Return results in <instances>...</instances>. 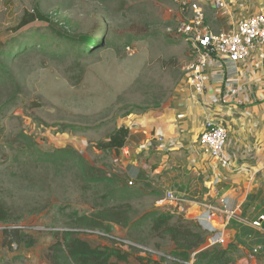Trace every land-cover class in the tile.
<instances>
[{"label": "rangeland", "instance_id": "374dc122", "mask_svg": "<svg viewBox=\"0 0 264 264\" xmlns=\"http://www.w3.org/2000/svg\"><path fill=\"white\" fill-rule=\"evenodd\" d=\"M213 2L203 6L205 22L214 32L227 30ZM232 3L229 9L242 8L240 0ZM35 7L49 21L21 26ZM190 18L175 0H0V204L8 225L37 239L30 248L7 250L0 224V264H48L54 240L46 230L89 228L103 209L123 210L131 220L112 226L113 239L145 250L128 249L126 264H139L137 257L173 264V244L155 238L148 220L135 221L164 198L150 185L161 155L143 147L174 119L177 91L195 60L179 31ZM79 160L92 166L93 178L112 180L86 182ZM135 167L140 173L131 177ZM79 237L110 245L99 235ZM238 256L257 264L252 249Z\"/></svg>", "mask_w": 264, "mask_h": 264}, {"label": "crops", "instance_id": "0c3cea01", "mask_svg": "<svg viewBox=\"0 0 264 264\" xmlns=\"http://www.w3.org/2000/svg\"><path fill=\"white\" fill-rule=\"evenodd\" d=\"M199 1L204 7L208 4V0ZM251 1L240 0L242 8L235 12L229 9L235 6L232 0H214L211 9L224 11L218 24L226 19L228 29L214 32L206 23V15L205 23L214 33L234 32L240 21L264 5V0ZM237 69L239 81L236 80L243 91L228 101L221 96L227 76L220 69H208L202 95L187 88L185 80L177 91L172 123L146 137L143 150L152 156L161 155L150 171L154 195L164 194L163 199H158L159 209L173 205L175 210L167 211L195 220L210 234L208 246L213 238L222 245L235 243L239 252L252 249L257 256L255 262L264 264V220L259 227L252 226L264 216V46L257 45ZM206 122L228 130L227 168L215 163L198 144ZM139 173L135 167L129 175L137 177ZM146 179L145 183H149ZM168 192L177 200H168ZM206 206L213 207V211L209 213ZM242 260L243 256L237 263L246 264Z\"/></svg>", "mask_w": 264, "mask_h": 264}, {"label": "trees", "instance_id": "16d2710c", "mask_svg": "<svg viewBox=\"0 0 264 264\" xmlns=\"http://www.w3.org/2000/svg\"><path fill=\"white\" fill-rule=\"evenodd\" d=\"M33 21L48 22L49 20L41 14L38 7H35L32 13L24 14L20 25L24 26ZM90 40L92 38L89 39V42ZM120 133L126 135L124 130ZM127 135L126 141L130 137L128 133ZM77 163L88 183L96 184L112 180H108L104 176L93 178L92 166L83 160H79ZM147 220L150 222V231L155 238L168 239L173 244L169 255L173 264H234L239 258L238 244L229 243L226 247L222 244L208 246L209 233L193 219L184 218L181 215L176 216L162 209H152L135 221V224ZM9 221L6 209L0 204V224L3 226L1 238L2 246L5 249L11 250L14 245L17 247L23 245L26 248L35 245L36 238L26 233L22 228L8 225ZM130 221L123 210L103 209L98 210L94 214L92 222L86 224L85 227L89 228L74 232L46 230V233L54 240V244L47 251L48 264H126L131 257V252L116 246L115 239L108 237L111 236L113 225L127 227L131 223ZM87 231L103 233L106 237H99L107 239L110 245L93 246L87 240L79 237V235L92 236ZM162 260L165 258L156 261L148 257H137L139 264H163Z\"/></svg>", "mask_w": 264, "mask_h": 264}, {"label": "built area", "instance_id": "2783aa9c", "mask_svg": "<svg viewBox=\"0 0 264 264\" xmlns=\"http://www.w3.org/2000/svg\"><path fill=\"white\" fill-rule=\"evenodd\" d=\"M175 2L182 10L187 8L191 14V18L186 19L179 28L181 34L190 42L195 55V60L187 67L184 85L191 88L195 94L202 95L206 87L205 74L208 69H220L227 76L222 88V99L228 101L236 98L243 91L237 82L238 63L248 58L257 45L264 46V5L250 17L240 21L234 32L214 33L205 23L204 12L199 3H190L188 0H175ZM227 138V128L212 122L204 124L198 137V144L207 151L209 157L226 168L230 165L225 152ZM166 197L170 201L177 200L172 192H168ZM219 202L224 203L222 198H219ZM206 208L209 213L214 209L211 206ZM210 217L211 215H208V218ZM263 220L264 216H260L252 222V226L259 227ZM87 233L106 237L97 231H87ZM115 241L116 246L125 251L130 248L141 249L140 246L126 240L115 239ZM210 243L211 245L221 244L216 238L211 239Z\"/></svg>", "mask_w": 264, "mask_h": 264}]
</instances>
